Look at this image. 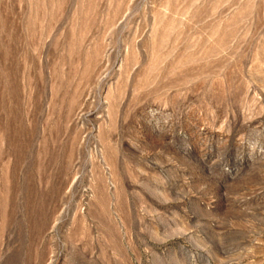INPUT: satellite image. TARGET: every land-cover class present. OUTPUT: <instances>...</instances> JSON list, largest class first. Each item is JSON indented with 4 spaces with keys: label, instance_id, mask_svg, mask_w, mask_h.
<instances>
[{
    "label": "rangeland",
    "instance_id": "1",
    "mask_svg": "<svg viewBox=\"0 0 264 264\" xmlns=\"http://www.w3.org/2000/svg\"><path fill=\"white\" fill-rule=\"evenodd\" d=\"M0 264H264V0H0Z\"/></svg>",
    "mask_w": 264,
    "mask_h": 264
}]
</instances>
